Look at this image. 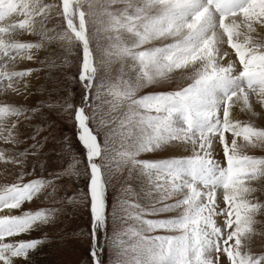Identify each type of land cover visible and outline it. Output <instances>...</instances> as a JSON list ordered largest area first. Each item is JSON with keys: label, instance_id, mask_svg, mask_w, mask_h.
I'll use <instances>...</instances> for the list:
<instances>
[{"label": "snow or ice", "instance_id": "obj_1", "mask_svg": "<svg viewBox=\"0 0 264 264\" xmlns=\"http://www.w3.org/2000/svg\"><path fill=\"white\" fill-rule=\"evenodd\" d=\"M256 119L264 0H0V264H45L69 211L75 264H264Z\"/></svg>", "mask_w": 264, "mask_h": 264}, {"label": "rangeland", "instance_id": "obj_2", "mask_svg": "<svg viewBox=\"0 0 264 264\" xmlns=\"http://www.w3.org/2000/svg\"><path fill=\"white\" fill-rule=\"evenodd\" d=\"M23 39H33L32 37L29 36H24L22 37ZM62 50L58 47L56 43H53L48 46L47 51H42L39 55L41 59H44L46 56H50L51 59L57 60V57L61 55ZM24 64L36 67L38 65L32 64V62L25 61ZM23 66V65H21ZM119 65H114L113 66V71L115 73L116 70H118ZM61 74L57 73L55 70L52 72V76L59 77ZM43 76V73H42ZM43 82V81H41ZM179 82L178 78L174 79L170 85H165L164 87H175L176 84ZM48 88L52 89L55 87H58V85L55 84L54 80H50L47 82L46 85ZM59 87H63V85H59ZM160 87V86H157ZM152 90L151 88L149 89H144L142 91H150ZM79 90L77 89V92ZM40 94L37 93L36 96L30 97V101H35V99H39ZM240 119L246 120L249 119V117L245 114H241ZM255 123L257 126L264 127V123H261L259 119L255 120ZM60 127L67 132L69 136H72L73 133L70 131L71 125L67 121H61L60 122ZM227 135H231L228 133ZM238 142L243 144L244 142L241 140V138H237ZM5 145L0 142V149L4 148ZM243 151L247 152V154L250 155H256V156H264V150L261 149H251V148H245ZM145 155V154H142ZM18 168H14L11 165H5L2 161H0V186L5 185L7 183H10L12 180V177L15 176V174L18 172ZM27 179V178H26ZM67 179V178H65ZM75 184V181H73ZM82 186V185H81ZM120 189V181L117 180L114 184V187L109 190L108 193V205H109V210L111 208V203L113 198L118 194ZM71 194V193H70ZM43 207V206H50L47 203H41L40 201H37L36 204H31L27 203L25 205L26 208H36V207ZM1 215H6V214H19V210L13 209L11 210V213H9V210L6 209V212H2L0 210ZM88 216L80 211L76 212H66L62 215L60 222L57 225V239L51 243L49 247L45 249L43 253H41V259L45 262V264H67V262H71V264H75V262L79 259L83 252V246L80 243V238L74 235L75 232L85 229V226L88 224ZM132 221H128L127 224L125 225L126 227L128 225H132ZM63 236V239H60V236ZM103 239V237H101ZM259 244V241L257 240L256 242ZM57 245H59L57 247ZM105 260L108 259V252L107 250L105 251L104 254Z\"/></svg>", "mask_w": 264, "mask_h": 264}, {"label": "bare ground", "instance_id": "obj_3", "mask_svg": "<svg viewBox=\"0 0 264 264\" xmlns=\"http://www.w3.org/2000/svg\"><path fill=\"white\" fill-rule=\"evenodd\" d=\"M0 210H2V212H6V209L0 208ZM1 215V214H0Z\"/></svg>", "mask_w": 264, "mask_h": 264}]
</instances>
